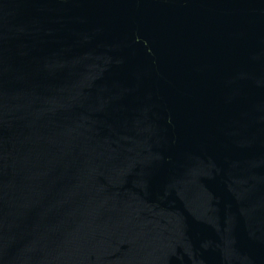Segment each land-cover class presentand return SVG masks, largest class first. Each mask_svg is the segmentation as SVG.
I'll list each match as a JSON object with an SVG mask.
<instances>
[{
    "label": "water",
    "instance_id": "95a60500",
    "mask_svg": "<svg viewBox=\"0 0 264 264\" xmlns=\"http://www.w3.org/2000/svg\"><path fill=\"white\" fill-rule=\"evenodd\" d=\"M0 264H264V0H0Z\"/></svg>",
    "mask_w": 264,
    "mask_h": 264
}]
</instances>
